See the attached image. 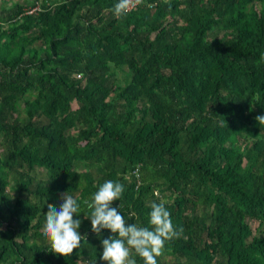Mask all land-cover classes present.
Returning a JSON list of instances; mask_svg holds the SVG:
<instances>
[{
    "label": "trees",
    "instance_id": "obj_1",
    "mask_svg": "<svg viewBox=\"0 0 264 264\" xmlns=\"http://www.w3.org/2000/svg\"><path fill=\"white\" fill-rule=\"evenodd\" d=\"M117 2L0 0V264H107L85 218L106 180L126 224L155 201L183 229L157 264H264V0ZM62 193L68 256L42 231Z\"/></svg>",
    "mask_w": 264,
    "mask_h": 264
},
{
    "label": "clouds",
    "instance_id": "obj_2",
    "mask_svg": "<svg viewBox=\"0 0 264 264\" xmlns=\"http://www.w3.org/2000/svg\"><path fill=\"white\" fill-rule=\"evenodd\" d=\"M142 2L143 0H118L113 8L114 14L118 17L125 15ZM255 119L260 125H264V115H258ZM123 191L122 183L106 180L85 201L87 209L90 210V215L85 218L90 219L92 232L99 235L103 229H107L114 234L101 240L103 251L100 259L107 264H137L132 256L134 250L144 264H157L156 258L162 255L165 242L179 238L183 229L174 228L165 204L155 201L149 205L151 228L126 224L117 207L113 206V201L118 200ZM61 199L58 207L48 205L42 231L54 253L68 256L74 249L79 248L85 236L78 231L81 220L74 219V214L79 216L80 206L77 199L65 193L61 194Z\"/></svg>",
    "mask_w": 264,
    "mask_h": 264
},
{
    "label": "rangeland",
    "instance_id": "obj_3",
    "mask_svg": "<svg viewBox=\"0 0 264 264\" xmlns=\"http://www.w3.org/2000/svg\"><path fill=\"white\" fill-rule=\"evenodd\" d=\"M11 1H16V0H6V3H10ZM17 1H24V0H17ZM29 1H31V0H29ZM8 190H10V188H8ZM248 223L250 224L253 231L256 232V227L258 226V222L248 220ZM260 233L264 235V225L262 226Z\"/></svg>",
    "mask_w": 264,
    "mask_h": 264
}]
</instances>
